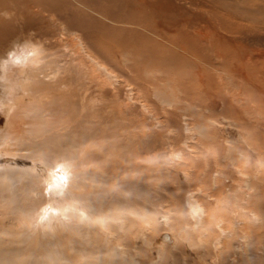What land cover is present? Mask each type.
<instances>
[{
	"label": "rangeland",
	"instance_id": "rangeland-1",
	"mask_svg": "<svg viewBox=\"0 0 264 264\" xmlns=\"http://www.w3.org/2000/svg\"><path fill=\"white\" fill-rule=\"evenodd\" d=\"M0 27V58L14 57L30 46L56 53L54 57L63 65L72 55L63 53L62 46L72 42V49L76 45L79 50L72 52L81 55L89 69L91 62L75 44L81 40L86 50L116 75L109 79L104 103L108 109L122 110L110 123L123 126L127 134L123 136L129 138L122 137V141H132L129 145L136 150L135 156H128L134 162L139 158L140 163L136 161L138 171L120 175L109 184L111 188L118 182L131 186L119 191L136 198L138 216L146 215L136 218L143 237L151 240L167 229L179 235L174 247L163 249L158 264H264V0H0ZM133 125H137L136 140L127 129ZM186 125L191 127L189 133ZM123 146L116 148L115 157L129 153ZM109 149L106 158L113 160L114 150ZM176 152H180L177 157ZM6 157L13 166L32 164L28 157ZM35 166L41 169L39 163ZM238 168L248 174L243 176L249 177V189L242 184L246 177ZM257 171L262 175L255 176ZM189 192H195L210 210L207 223L195 230L185 205ZM247 197L253 199L249 207ZM39 198L28 200L26 208L40 205ZM252 207L260 214L259 222L253 219ZM0 211L1 220L7 213ZM8 215L3 218L6 224L15 217ZM165 216L168 223L163 222ZM218 221H224L225 233L216 226ZM242 233H247L243 240ZM218 238L221 245H217ZM141 241L136 256L144 264L155 258V248Z\"/></svg>",
	"mask_w": 264,
	"mask_h": 264
},
{
	"label": "bare ground",
	"instance_id": "bare-ground-1",
	"mask_svg": "<svg viewBox=\"0 0 264 264\" xmlns=\"http://www.w3.org/2000/svg\"><path fill=\"white\" fill-rule=\"evenodd\" d=\"M2 32L3 29L0 27V34ZM69 44L73 45L72 42H69ZM69 44H64L61 49L63 53L66 52L70 56L72 55L70 62H64L63 65L60 64L61 59L54 57L57 55L56 53H44V48L30 46L27 47L26 52L19 53L14 57L5 59L6 56H2L0 58V124L3 123L0 125V154H3L0 157L4 160L3 163L0 162V210L4 214L15 216L11 217L15 221L10 218L7 224L6 220L3 219L7 214L0 220V264H142L138 262L136 256V254L138 255L137 250L140 239L145 244L144 246L149 245L151 248L152 246L155 248V258L144 264H158L163 249L167 245L174 247L177 240H179V238L177 239L179 235L167 229L157 238L148 240L143 237V228L141 224L136 226V218H145L146 215L138 216L140 214L137 212L139 209L136 208V198L119 191L121 190L120 187L130 188L131 186L125 184L122 186V183L120 185L118 184L120 182H118L116 186L114 185L117 187L115 190L114 186L111 188L109 184L111 180H116L115 178L120 175L133 173L134 170H137L136 165L140 163L138 162L139 158H136L140 155L137 154L135 162L129 157L135 156L136 153L134 152L136 150H132L134 145H129L132 141L127 143L129 137L125 138L123 136V134H126L122 128L123 126L119 125L118 121V124L114 123L116 121L110 123V118L112 117L111 119L114 120L119 116L118 114H121L122 110L117 108L116 110L114 107L108 109L106 102L104 103L108 94L107 84L109 79H115L116 75L106 65L96 60L80 40L75 44L81 46L78 49L81 48L85 53V58L91 62V65L88 66L90 68H85V60L81 55H76V52L79 51L75 50L76 45L73 48L76 51L74 53L72 52V46ZM155 48L158 50L159 47ZM81 49L80 52H82ZM161 59L164 60V58ZM162 62H165V60ZM153 76L151 75V77ZM129 96H132L131 93ZM161 99L163 100V98ZM231 99L234 100V98ZM246 102L244 103L246 104ZM143 108L146 110L147 107L143 106ZM136 117L140 118L138 115ZM144 118L142 116L141 119ZM140 120L139 122H141ZM127 121L128 119L125 123ZM220 121H223V119ZM131 122L129 121L130 124H133ZM224 122L226 121L224 120ZM111 124L116 125L112 127ZM136 126L127 127L128 131H132L129 135H132L130 138L133 140L138 138V133L135 132L137 130ZM189 126L186 125L185 127L187 133L191 130ZM200 130H204V128L201 127ZM144 131L141 132L145 133ZM149 134L151 135V133ZM122 137L127 139L124 140L127 143L126 145L122 141L124 139ZM120 141L123 142L120 145H124L129 149L125 150L126 152L129 151L130 154L132 152L134 154L130 155L127 152L128 154H120L121 156L123 154L122 158L115 157L118 151L116 148L120 146ZM143 141L145 140L143 139ZM116 144L119 146L111 147L112 145L116 146ZM132 144H135V142ZM124 146L123 150L125 149ZM111 148L114 150L112 156L115 159L113 160L106 158L107 155H105L107 149L111 150ZM130 149L132 152H130ZM123 150L122 152H124ZM254 151L252 150V152ZM179 153L176 152V157ZM8 155L28 157L31 159L32 164L30 166H13L7 162L6 156ZM126 155L129 156L126 157ZM149 155L151 156V152ZM116 158L120 159L117 160ZM147 159L149 160L148 157ZM36 163L41 165V169L37 170ZM257 164L261 163L257 162ZM235 168H237V165ZM151 170L154 169L151 168ZM237 170L242 176L247 174L245 172L243 174L241 168ZM257 170H260L259 167ZM259 173L261 172L257 171L255 176L262 175ZM131 175L128 174V176ZM243 177L246 178L244 181L242 180V184L248 188L250 185L249 177ZM250 178L252 179V177ZM18 183L21 184L20 189L17 187ZM131 185L134 186V181ZM255 187L257 186L255 185ZM261 191L258 192L261 193ZM209 194L213 193L210 192ZM227 195L229 197L231 194L228 193ZM38 196L42 198L41 202V198H39L40 205H31L29 209L26 208V202L36 200ZM139 199L142 201L143 198ZM143 201L146 202V200ZM252 201L253 199L247 201L248 207L250 206L248 202ZM185 205L191 218L195 221L193 230L203 227L202 225L207 223V216L210 211L208 206L199 200L197 196L195 197V192L187 194ZM241 209L247 210L246 207ZM254 209L252 207L253 219L255 218L254 221L258 220L259 222L260 214ZM23 217L27 218L23 220ZM173 217L177 218L175 215ZM168 220V217L165 216L163 222L168 223ZM238 220L240 219L238 218ZM223 222L218 221L216 225L221 229V233H225V229L222 227ZM240 223H243V221ZM247 233L246 236L242 233V240L247 237ZM189 236H186V239H189ZM221 240V238L217 239V245H221Z\"/></svg>",
	"mask_w": 264,
	"mask_h": 264
}]
</instances>
